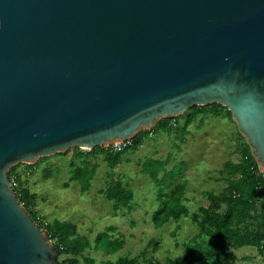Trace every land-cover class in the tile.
Returning a JSON list of instances; mask_svg holds the SVG:
<instances>
[{
	"label": "water",
	"instance_id": "1",
	"mask_svg": "<svg viewBox=\"0 0 264 264\" xmlns=\"http://www.w3.org/2000/svg\"><path fill=\"white\" fill-rule=\"evenodd\" d=\"M214 104L264 178V0H0V264L56 256L11 168Z\"/></svg>",
	"mask_w": 264,
	"mask_h": 264
},
{
	"label": "rangeland",
	"instance_id": "2",
	"mask_svg": "<svg viewBox=\"0 0 264 264\" xmlns=\"http://www.w3.org/2000/svg\"><path fill=\"white\" fill-rule=\"evenodd\" d=\"M201 118L197 116L183 136L180 129L184 125V117L176 118V127L175 123L170 125L175 128L168 132L161 130L153 133L136 152L125 151L120 156L121 163L113 169H110L101 154L89 157L95 172L90 188L84 194H81L77 182H69L70 162L78 166L81 161L73 149L65 152V155L50 157L30 174L20 165L17 173L36 196V216L44 225L71 223L76 226L77 233L87 238L91 245L98 233H104L110 228L114 230L113 239L123 241L118 253L106 256L92 249L84 251V255L92 257L97 263L114 261L118 257L131 259L145 251L146 255L144 260H139L140 264H166L167 259L182 264L188 251L185 245L198 233V229L189 218L180 219L178 223L170 221L161 229L154 228L151 215L159 206L156 200L157 189L140 170L144 163H150L151 169L160 167L168 160L163 182L164 195L168 197L173 188H168V182L176 180V185L186 183L182 204L187 208L189 216L196 213L197 208L206 207L205 194L211 192L217 195L225 189L223 165L227 161L234 164L240 162L241 148L237 141L236 125L225 113L217 117L208 113ZM44 170L51 172L50 179L44 178ZM116 179L133 194V200L129 203L132 209L129 211L123 208L114 213V203L105 197L106 189ZM151 241L157 244L156 251L147 246ZM198 241L196 243L204 247L210 242L209 239L201 238ZM234 257L235 261L225 264H264L256 249L251 247L236 251Z\"/></svg>",
	"mask_w": 264,
	"mask_h": 264
},
{
	"label": "trees",
	"instance_id": "3",
	"mask_svg": "<svg viewBox=\"0 0 264 264\" xmlns=\"http://www.w3.org/2000/svg\"><path fill=\"white\" fill-rule=\"evenodd\" d=\"M211 113L213 117L225 113L231 120L230 113L219 105H210L205 107H193L184 115V125L180 129L182 136L187 128L193 124L194 120L204 117ZM201 118V120H202ZM171 122L177 125V119L162 120L157 123L152 131L141 132L131 140V146L119 154H113L110 150L96 147L92 151H80L73 149L75 155L81 160L76 166L70 162L71 175L69 182H77L81 194L86 193L90 188V182L94 177L95 168L90 165L89 157L101 154L110 165V169L121 163L120 156L127 150L136 152L142 143L153 133L168 132L175 128L170 126ZM179 133V132H177ZM237 141L241 148V161L234 164L231 161L224 163L222 174L226 182L225 189L219 193H206V207L197 208L196 213L189 216L187 208L182 204L184 202V189L186 183L176 185V180L168 182V188L173 187L169 196H165L163 182H165L166 166L168 160L163 162L160 167L149 168V163H144L141 174L148 177L157 189L156 198L158 208L151 216V222L155 229H161L170 221L178 223L180 219L189 218L190 222L198 229V233L185 245L188 249L187 256L182 264H225L236 260L234 253L242 248L251 247L256 249L257 254L264 262V178L259 172L258 166L254 161L249 147L244 139L237 132ZM183 144V140L180 141ZM62 155V154H61ZM65 155V154H63ZM49 158H40L35 165H23L28 174L32 173L36 166L45 163ZM20 165L13 167L7 174V179L11 183L14 193L27 212L30 219L44 232L47 241H49L55 252V264H140L139 260L146 255L142 251L139 256L133 258L118 257L116 260H107L97 263L92 257L84 255V251L104 253L106 256H112L118 253L123 241L113 239L112 228L106 229L104 233H98L93 241V245L87 238L77 233V228L71 223L55 222L51 225H44L36 216L35 200L36 196L32 194L25 186L22 176L17 173ZM174 169L170 172H173ZM44 178L50 179L51 172L44 170ZM161 174L163 178L160 179ZM176 185V186H175ZM68 186V184H67ZM105 197L113 202V212L117 213L120 209H132L129 203L133 200L132 192L123 186L118 180L111 182L105 191ZM209 239L207 246H201L196 242L198 239ZM199 242V241H198ZM147 246L156 251L158 246L155 241H151ZM145 264H155L147 262ZM166 264H178L176 260L167 259Z\"/></svg>",
	"mask_w": 264,
	"mask_h": 264
},
{
	"label": "built area",
	"instance_id": "4",
	"mask_svg": "<svg viewBox=\"0 0 264 264\" xmlns=\"http://www.w3.org/2000/svg\"><path fill=\"white\" fill-rule=\"evenodd\" d=\"M172 123L173 122H171L170 125H174ZM130 146H131V141H125L123 143H116V144L110 146L108 149L113 154H119V153L123 152L124 150H126L127 148H129ZM105 149H107V148H105Z\"/></svg>",
	"mask_w": 264,
	"mask_h": 264
},
{
	"label": "crops",
	"instance_id": "5",
	"mask_svg": "<svg viewBox=\"0 0 264 264\" xmlns=\"http://www.w3.org/2000/svg\"><path fill=\"white\" fill-rule=\"evenodd\" d=\"M156 200H157V198H156ZM158 202V201H157ZM156 211V210H155ZM153 214V213H152ZM152 216V215H151Z\"/></svg>",
	"mask_w": 264,
	"mask_h": 264
}]
</instances>
